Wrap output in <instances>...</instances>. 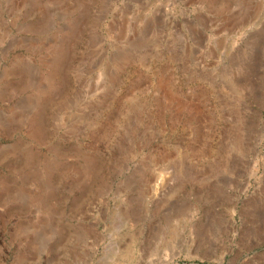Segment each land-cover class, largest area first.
I'll use <instances>...</instances> for the list:
<instances>
[{
    "label": "rangeland",
    "instance_id": "obj_1",
    "mask_svg": "<svg viewBox=\"0 0 264 264\" xmlns=\"http://www.w3.org/2000/svg\"><path fill=\"white\" fill-rule=\"evenodd\" d=\"M0 264H264V0H0Z\"/></svg>",
    "mask_w": 264,
    "mask_h": 264
}]
</instances>
